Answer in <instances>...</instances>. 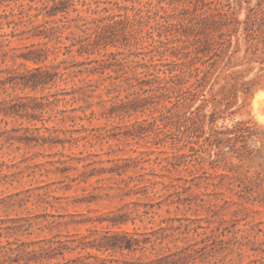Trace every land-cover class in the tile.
<instances>
[{
    "label": "rangeland",
    "instance_id": "374dc122",
    "mask_svg": "<svg viewBox=\"0 0 264 264\" xmlns=\"http://www.w3.org/2000/svg\"><path fill=\"white\" fill-rule=\"evenodd\" d=\"M158 1L69 0L66 11L53 16L41 9L44 3L50 10L51 0L0 4V14L10 13L0 19V34L24 29H30L27 34H31L39 29L32 27L41 24L58 26L60 42L54 38L47 43L60 50L53 63L74 59L84 61L75 70H94L78 73L67 83L58 81L43 93L22 91L8 84L0 94L1 101L45 95L61 88H82L56 106L66 110L64 116H73V121L67 118L57 124L49 120L43 125L38 120L0 113V218L28 227L23 234L10 237L11 241L15 237L37 241L67 232L87 234L94 229L126 230L137 239L149 236L150 242L143 248L113 254L120 262H149L174 253L170 258L183 264H264V0H207L221 11L235 12L240 21L253 8L261 31L247 37L240 25L237 40L232 37L230 47L226 46V27L222 28L225 42L221 46L218 42L222 37L214 32L213 49L202 58L209 67L200 87L202 95L190 109L173 110V121L178 117L175 113L181 116L185 112L187 117L192 110L193 117L203 121L204 135L209 134L211 126L233 130L223 139L212 141L207 152L200 154L202 158H196L195 167L180 165L167 171L163 151L170 154L172 149L168 143H158L165 130L150 123L154 117L159 118L160 111L152 105L130 102L133 95L129 92L139 89L133 78V72L141 70H135L136 61L143 57L140 52L147 53L144 58L148 60L156 42L146 39L129 47L119 40L105 48L98 46L90 55H78L75 47L69 54H62L71 43V31L83 35L76 25L86 22L90 28L87 33H91L94 19L107 22V15L124 13V7L129 14L131 7L154 10ZM161 4L166 6L164 1ZM21 19L27 26H14ZM146 28L142 25L143 32ZM21 36L25 35L0 37V79L8 75L6 68L21 72L35 66L24 54L31 43L43 47L47 41ZM154 38H158L156 33ZM157 58L159 55L152 58L153 63L175 60L167 55ZM197 65L205 69V65ZM194 82L191 77L186 86ZM203 96L204 107L197 110ZM157 124L161 126V121ZM44 126L65 132L46 131ZM241 132L244 137L239 136ZM180 153L190 151L182 147ZM125 165L129 166L126 172L117 175L118 166ZM148 179L155 183H148ZM121 219L123 223L112 225L113 220Z\"/></svg>",
    "mask_w": 264,
    "mask_h": 264
},
{
    "label": "trees",
    "instance_id": "16d2710c",
    "mask_svg": "<svg viewBox=\"0 0 264 264\" xmlns=\"http://www.w3.org/2000/svg\"><path fill=\"white\" fill-rule=\"evenodd\" d=\"M11 1L17 0H0V4ZM51 1L53 7L50 10L47 9V5L44 3L41 6V9L49 16L56 15L59 11H66L69 5V0ZM163 1L166 6L161 4ZM211 5V2L207 0H159L154 10L142 11L140 8L131 7L132 14H129L127 12L128 8L124 7V13L107 15L104 18L107 22H102L100 18L94 19V28L91 33H87L90 28L86 26V22L76 25V28L83 35L71 31V43L69 46H65V52L62 53L63 55L69 54L71 47H75L78 55H90L96 52L98 46L105 48L108 45H114V42L119 40L124 41L122 45L129 47L140 45L146 39H151L152 43H157L156 45L153 44L155 47L149 50V53L152 54L148 60L144 58L147 53L140 52L143 57L136 61L135 70L138 68L141 70L133 72V78L139 84V89H134L129 94L133 95L130 100L133 104L141 102L152 105L160 111L159 118L154 117L150 123L165 130L162 131L163 136L159 138L158 143H162V145L168 143L172 149L170 154L163 151L165 154L162 159L165 162L163 167L167 171H171L172 168L177 169L180 165L195 167L196 158H202L200 154L207 152V146H210L212 141L223 139L227 133L233 132V130H226V128L216 130L211 126L209 134L204 135L203 121L195 119L192 110H189L190 116L187 117L184 116L185 112L181 116L175 113L178 116L177 119L175 121L171 120L174 109L180 107L190 109L193 103L202 95L200 87L209 73V67L205 65V60L202 58L207 50L213 49L211 47L214 45L213 33L218 32L222 37L225 35L222 28L226 27V46L230 47L232 37L237 40L236 35L240 25H243L247 37H252L256 31H261L257 22V13L253 8H250L246 18L240 21L235 12L221 11ZM39 13L41 11L33 16L29 15V19L37 17ZM9 14H0V19H6ZM31 22L32 20H29L28 23ZM16 25L27 26V22L21 19L14 22V26ZM142 25L147 27L145 32H143ZM2 28L3 23L0 20V30ZM32 28L39 29L31 34H27L31 31L30 29L21 30L20 33H15L12 30L8 34H0V37L25 35L21 38L38 37L47 40L44 42L43 47H36L34 43H31L29 51L24 54V58L35 66L25 67L21 72L7 68L4 70L8 75L4 79H0V89H2L0 94L6 91L5 88L8 84L12 88H19L22 91L28 89L43 93L44 90L56 86L58 81L67 83L72 81V78L78 73L94 71L86 68L75 70L74 68L82 65L84 61L77 62L74 59L68 62L67 58H62L57 63H53L60 50L54 45L49 47L47 43L54 38L57 42H60L61 29L58 26H46L44 24ZM154 33H156L157 39L154 38ZM161 37H165V39L162 40ZM223 39L222 37V41L218 42V46L225 42ZM120 53L122 54V52ZM155 55H159L157 60H161V57L165 55L175 57V60L163 64L153 63L152 58ZM120 62L123 65L125 57H122ZM197 63L205 65V69H201ZM160 66H164V68ZM137 73L143 74L146 78L141 79L137 76ZM160 73H163V75L161 76ZM199 73H202L200 77ZM191 77H194L195 82L186 86ZM125 79L128 80V77ZM126 82L129 87H133L132 82ZM114 85L116 86L112 83V86ZM81 89V87L77 89L72 87L68 91L61 88V90H55L40 96L34 94L16 96L9 100L3 99L0 101V105H3L0 107V113L6 116L18 115L31 121L38 120L43 125L49 120L56 121L57 124L64 123L67 118H71V121H73V116H64L63 113L66 110H58L56 106L60 102H67V95H75ZM72 99H75L74 96ZM200 99L201 103L196 107L197 110L204 107L206 102L204 96ZM132 109L136 111L134 106ZM45 115L47 116L45 117ZM79 118L82 119L80 116ZM198 120L201 122L198 123ZM157 121H161V126L157 124ZM209 123H212V121ZM44 128L46 131L50 129H53V132L63 131V129L55 126L51 128L44 126ZM239 136L244 137L243 132ZM182 143V147H188L189 154L180 153L182 148L180 144ZM194 155L195 157L192 158ZM187 157L191 158L187 159ZM128 167L127 165L118 166L116 174L121 176ZM147 182L155 183L149 179ZM123 221L122 219L113 220L112 225H119ZM8 222L7 218H0V264H183V262H178L177 259L170 258L174 253L155 257L149 262H120L119 258L114 257L113 254L117 252L121 254L135 252L137 249L143 248L144 244L150 242L149 236L137 239L126 230L94 229L88 230L87 234L67 232L64 234L57 233L52 237L37 241H20L16 237L11 241L9 240L10 237H14L19 233L23 234V231H27L28 227L24 228L23 224H8ZM43 260H55V262H42Z\"/></svg>",
    "mask_w": 264,
    "mask_h": 264
}]
</instances>
